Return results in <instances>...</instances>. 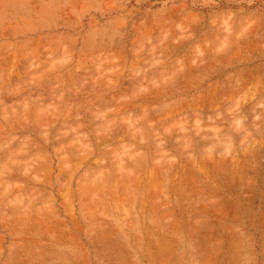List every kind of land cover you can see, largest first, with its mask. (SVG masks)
<instances>
[{
	"label": "rangeland",
	"instance_id": "374dc122",
	"mask_svg": "<svg viewBox=\"0 0 264 264\" xmlns=\"http://www.w3.org/2000/svg\"><path fill=\"white\" fill-rule=\"evenodd\" d=\"M0 264H264V0H0Z\"/></svg>",
	"mask_w": 264,
	"mask_h": 264
},
{
	"label": "bare ground",
	"instance_id": "6f19581e",
	"mask_svg": "<svg viewBox=\"0 0 264 264\" xmlns=\"http://www.w3.org/2000/svg\"><path fill=\"white\" fill-rule=\"evenodd\" d=\"M219 77H220V76H219ZM217 82H218V80H217ZM217 82H216V84H217ZM206 87H207V86H206ZM215 89H216V88H215ZM229 90H231V89H228V91H227L228 93H229ZM213 91H214V89H213ZM213 91L210 90L209 93H210V92L212 93ZM216 91H217V89H216ZM236 92H237V91H236ZM211 93L209 94V96H211V98H214V97H212V95H213L214 93L216 94V93H218V92H213V94H211ZM206 95H207V94H206ZM209 96H208V98H209ZM202 97H203V96H202ZM218 97H219V96H218ZM204 98H207V96H204L202 99H204ZM207 100H208V99H207ZM218 100H219V99H218ZM218 100H217V102H218ZM203 101H204V100H203ZM208 102H209V101H208ZM208 102H207V104H208ZM199 103H202V102H199ZM199 103H198V105H199ZM211 103H212V102H211ZM184 104H185V103H184ZM212 104H213V103H212ZM212 104H211V107H212ZM181 107H182V106H181ZM202 109H203V108H202ZM196 110H197V109H196ZM202 111H203V110H202ZM194 115H195V114H194ZM194 115H193V117H195ZM197 117H198V116H197ZM175 119H176V117H175ZM182 119H183V118H182ZM194 120H195V119H194ZM196 120H197V119H196ZM182 124H183V122H182ZM178 128H181V127H178ZM201 145H202V144H201Z\"/></svg>",
	"mask_w": 264,
	"mask_h": 264
}]
</instances>
